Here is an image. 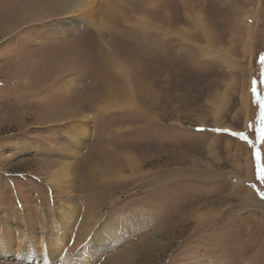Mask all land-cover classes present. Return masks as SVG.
I'll list each match as a JSON object with an SVG mask.
<instances>
[{"label": "rangeland", "instance_id": "374dc122", "mask_svg": "<svg viewBox=\"0 0 264 264\" xmlns=\"http://www.w3.org/2000/svg\"><path fill=\"white\" fill-rule=\"evenodd\" d=\"M66 5L0 0V214L57 264H264V0Z\"/></svg>", "mask_w": 264, "mask_h": 264}, {"label": "bare ground", "instance_id": "6f19581e", "mask_svg": "<svg viewBox=\"0 0 264 264\" xmlns=\"http://www.w3.org/2000/svg\"><path fill=\"white\" fill-rule=\"evenodd\" d=\"M82 2H83V0H67L68 6L66 5V7L63 11L64 16H68V15L77 16L79 13L78 11L80 9ZM25 16L27 17V14H24V17ZM66 23L67 22H62V24H61V27H62L61 33L62 34L67 33V31H65L67 28ZM5 24H6V22H5ZM246 97H247V95H246ZM75 128L77 129L78 127L75 126ZM78 133L79 132H76V134H78ZM81 137H82L81 134L75 136V139L77 140V142L82 140ZM75 152L78 153V151H75ZM73 156H75V155H73ZM128 162H129V160H128ZM71 163L72 162L68 161L67 163H65V165L61 169L57 168L58 170L57 169H55L53 171L50 170L48 172L49 177L46 181V185L56 187L57 191L63 190L61 184H65L64 185L65 188L70 187L71 183H72ZM54 184H56V186ZM55 199L52 198V205H53L52 207H53V212L56 213L57 208L55 205H56L57 201ZM16 206H17V212L16 213L19 216V218H21V223L23 224L25 229L19 230V229L12 228L6 219V215L4 213L0 214V255L7 256V254L9 255L12 253L15 256H18V258L22 261V264H57L55 262V259L53 258L54 256H52V255L45 256L42 254V252L44 249L47 248V247H45V246H47V244L52 245V244H50L52 242L53 243L62 242L61 240L64 239L63 238L64 232L61 231V234L59 233L60 235H62V238H60V235L56 234L54 239H51L49 241L46 240L44 242L37 240V243H36L35 239L33 237V233H32V231H33L32 227H34V226L31 224V221L26 218V214H25L24 207H23L22 203H20L19 205L16 204ZM36 206L38 209L37 212H39V213L44 212V208L41 205H36ZM59 206L61 207V209L57 210V212L61 216L65 217V220H66L65 226H66V228L70 229V222L74 219V216H73L74 211L72 210V208H69L65 204L59 203ZM90 221H92V220H90ZM126 227H128L127 224H125V226L123 228L126 229ZM130 227L128 230L131 229ZM48 231H49V229H48ZM80 234H81V237L78 238V241L81 239L83 240L84 237H87L86 238L87 240H85V241H88V243L86 242L87 244H89V241L92 242L93 247H94V251L102 250L99 247L104 246V244L107 242V237L110 238V240H113L114 243L117 242L114 239L118 238V235H114V233H111V234L109 233L110 235H108V236L105 234L104 235L100 234V233H92L90 228L84 229L82 231V233H80ZM96 244H97V247H96ZM83 246H85V245H82V247ZM38 248H40V249L38 251H36L35 249H38ZM72 249H75V248L70 249V247L64 246V248L62 250V253H64V255L62 257L60 256V262H58V264H70L71 260L73 261L74 259L81 257V254H82V253H80L81 250L77 251V250H72ZM90 253H92L91 250H90ZM246 264H248V262H246Z\"/></svg>", "mask_w": 264, "mask_h": 264}, {"label": "snow or ice", "instance_id": "6c2138e0", "mask_svg": "<svg viewBox=\"0 0 264 264\" xmlns=\"http://www.w3.org/2000/svg\"><path fill=\"white\" fill-rule=\"evenodd\" d=\"M260 60L262 63H264V56H261ZM232 135L239 136V137L243 138V133L233 132Z\"/></svg>", "mask_w": 264, "mask_h": 264}]
</instances>
